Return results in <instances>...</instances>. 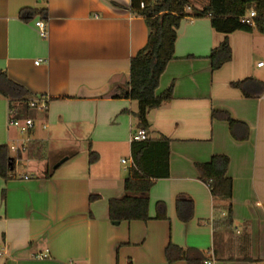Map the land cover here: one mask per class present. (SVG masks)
Wrapping results in <instances>:
<instances>
[{
  "label": "crops",
  "instance_id": "0c3cea01",
  "mask_svg": "<svg viewBox=\"0 0 264 264\" xmlns=\"http://www.w3.org/2000/svg\"><path fill=\"white\" fill-rule=\"evenodd\" d=\"M129 5L0 0V71L32 97L13 115L32 121L33 115L41 124L35 130L33 121L27 130L36 137L19 138L9 124L8 99L0 95V145L41 146V158H28L21 148L13 156L8 151L10 174L0 177V264H188L168 262V244L198 249L215 264H264V90L247 98L231 85L247 77L264 84V33L254 29L225 35L208 17L181 20L173 58L155 91L171 85L172 99L147 111V138L170 141L169 176L149 191V220L109 219L108 200L124 194L130 136L138 128L136 102L115 95L127 88L130 60L148 36L143 17ZM22 9L28 11L21 15ZM38 20L46 24V37L38 33ZM225 37L231 59L213 70L208 55ZM212 111L241 124L231 130ZM215 154L229 159L230 225L224 224L226 203L214 201L196 170ZM23 161L34 172H17ZM179 195L192 202L186 222L176 211ZM159 201L163 220L154 219Z\"/></svg>",
  "mask_w": 264,
  "mask_h": 264
},
{
  "label": "trees",
  "instance_id": "16d2710c",
  "mask_svg": "<svg viewBox=\"0 0 264 264\" xmlns=\"http://www.w3.org/2000/svg\"><path fill=\"white\" fill-rule=\"evenodd\" d=\"M207 3L200 10H193V14L186 12L188 0H130L129 9L132 14L143 17L148 28L146 44L130 60L129 81L127 88L121 89L115 97L127 98L137 104L134 116L137 127L149 129L147 111L158 108L172 99V86L160 94H156L159 78L166 64L173 58L176 30L182 19L192 17H208L211 27L222 34L234 31L251 32L254 28L264 33V0H206ZM141 3L143 7H141ZM28 9H22L23 15ZM255 12V27L243 24L240 18ZM213 70L221 67L231 59V49L225 37L209 55ZM233 87L239 88L244 97H256L262 94L264 84L247 77L232 82ZM0 95L8 99L9 109L27 106L32 98L28 91L20 84L10 80L0 71ZM213 118L226 120L232 130L241 122L231 119L227 113L212 111ZM169 144L164 136L156 139L146 138L143 141L131 142L130 154L134 166L129 169L124 180V194L119 198L108 200V217L112 221H147L149 191L155 180L169 176ZM9 147L0 145V177L7 179L13 159L8 155ZM25 155L28 158H41V146L34 141L27 144ZM20 157V155H18ZM90 162L96 160L93 152L89 153ZM229 159L226 155L215 154L209 161L196 164L199 179L204 182L214 201L226 203V219L224 224H231V196L232 181L226 175ZM90 200L98 198L90 195ZM154 219H166L165 205L159 201L155 205ZM178 217L188 221L192 216V202L183 195L176 198ZM168 262L184 260L188 264H203L206 256L195 248H182L168 244L165 248Z\"/></svg>",
  "mask_w": 264,
  "mask_h": 264
},
{
  "label": "built area",
  "instance_id": "2783aa9c",
  "mask_svg": "<svg viewBox=\"0 0 264 264\" xmlns=\"http://www.w3.org/2000/svg\"><path fill=\"white\" fill-rule=\"evenodd\" d=\"M141 7H143V4L141 3ZM186 9H189V7H186ZM255 12L254 11H250L249 13L243 15L241 18H240V22L243 23V24H248V25H251L253 27H255V22H254V18H255ZM35 26L37 27L38 29V33L41 37H46L47 36V28H46V24L42 21V20H38L35 22ZM41 60L38 59L37 61H35V64H38ZM258 66H262L263 65V62H259L257 64ZM33 105V104H32ZM31 105V106H32ZM44 106V103L41 104V107ZM14 111L13 109H10L9 110V124L16 127L17 129H19L20 132H25L27 131L28 129L32 128L33 127V121L31 119H23V120H20L16 117H14ZM147 138V133H146V130L143 129V128H137L130 136V142H137V141H143ZM19 148H21V150L23 151L25 149V147L22 146H18V145H11L9 146V149L11 151H14V152H18L19 151ZM122 162H124V160L122 159ZM134 164H133V161L131 159V163H130V166L129 168L133 167ZM24 178H27L26 176H24ZM47 254L46 253H43V254H39L37 257L38 258H43V257H46ZM203 264H215V259L213 256H208L204 263Z\"/></svg>",
  "mask_w": 264,
  "mask_h": 264
},
{
  "label": "rangeland",
  "instance_id": "374dc122",
  "mask_svg": "<svg viewBox=\"0 0 264 264\" xmlns=\"http://www.w3.org/2000/svg\"><path fill=\"white\" fill-rule=\"evenodd\" d=\"M188 2L191 5L195 6L196 8H202L204 6V4L207 3L206 0H189ZM187 11H193V9L189 8V9H187ZM254 33H261V31H259L257 28H254ZM261 60L264 61V57H262ZM32 119L35 123V130L39 129V126L41 125L40 119H38L36 116H33V115H32ZM15 129H16V127H15ZM18 136H19V138L27 139V137H30V138L36 137V134L35 133L33 134L32 132L29 134L27 131L20 132L18 129ZM9 154H10V156H13L15 154V152L11 151L9 149ZM16 171L20 172V173H30V172H34V169L23 161V162H21L20 165L17 166Z\"/></svg>",
  "mask_w": 264,
  "mask_h": 264
},
{
  "label": "water",
  "instance_id": "95a60500",
  "mask_svg": "<svg viewBox=\"0 0 264 264\" xmlns=\"http://www.w3.org/2000/svg\"><path fill=\"white\" fill-rule=\"evenodd\" d=\"M65 160V158H63V159H61L58 163H56L55 165H54V168L56 167V166H58L61 162H63ZM112 223H114V224H118V221H112Z\"/></svg>",
  "mask_w": 264,
  "mask_h": 264
}]
</instances>
